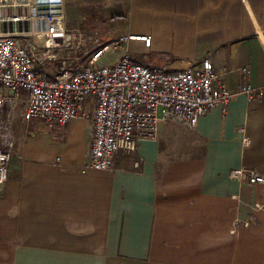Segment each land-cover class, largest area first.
I'll return each instance as SVG.
<instances>
[{
    "label": "crops",
    "instance_id": "crops-1",
    "mask_svg": "<svg viewBox=\"0 0 264 264\" xmlns=\"http://www.w3.org/2000/svg\"><path fill=\"white\" fill-rule=\"evenodd\" d=\"M98 2L91 20L112 13V40L150 37L149 46L123 45L134 60L177 71L209 57L235 96L194 129L160 122L155 138H137L135 151L100 171L87 168L89 120L51 129L16 106L0 264H264V185L229 177L242 168L264 175V0ZM95 30L82 31L101 37ZM244 83L260 98L239 94Z\"/></svg>",
    "mask_w": 264,
    "mask_h": 264
},
{
    "label": "built area",
    "instance_id": "built-area-1",
    "mask_svg": "<svg viewBox=\"0 0 264 264\" xmlns=\"http://www.w3.org/2000/svg\"><path fill=\"white\" fill-rule=\"evenodd\" d=\"M97 39L96 32L68 28L64 0H0V113L5 112L0 116V186L7 180L18 101L25 121L41 120L51 129L78 117L89 120L87 168L100 171L113 166L116 153L135 151L137 138H155L160 122L194 129L208 110H224L235 96L209 57L171 71L139 63L123 49L131 41L149 46L150 37L127 34L107 43ZM119 50L116 62L96 66L104 54ZM79 56L87 57L85 66L76 64ZM51 66L55 71H48ZM242 73L249 76L247 68ZM239 94L254 101L262 91L244 83ZM91 98L94 108L88 111ZM229 177L264 185V175L253 169H234Z\"/></svg>",
    "mask_w": 264,
    "mask_h": 264
},
{
    "label": "rangeland",
    "instance_id": "rangeland-1",
    "mask_svg": "<svg viewBox=\"0 0 264 264\" xmlns=\"http://www.w3.org/2000/svg\"><path fill=\"white\" fill-rule=\"evenodd\" d=\"M98 1L99 0H66L65 11L68 21V27L78 28L87 31L88 29L90 30V28L94 30L97 29L100 32V36L102 37L103 41L101 40V37H98L97 40L99 42L107 43L110 40H112V13L99 14L98 16L100 17L97 18L98 20L95 19L94 21H92L91 19L97 16L93 12L94 11L99 12V10L104 9L103 6H99ZM82 21H85L86 24L88 25H85L84 22ZM116 21L120 22V18L116 19ZM66 56L69 58L72 57V55L70 54H67ZM119 56L120 55L118 52L109 51L106 54H104V56L96 63V66H104L114 63L117 61ZM79 57L82 58L78 59V61H76V64L85 66L87 62V57L86 56H79ZM48 71L49 72L55 71V68L51 66L50 69H48ZM23 108H24L23 103L18 101L16 111L18 110V113L20 115H22ZM4 113H0V116H3ZM13 115L14 113L12 114V119H13Z\"/></svg>",
    "mask_w": 264,
    "mask_h": 264
}]
</instances>
